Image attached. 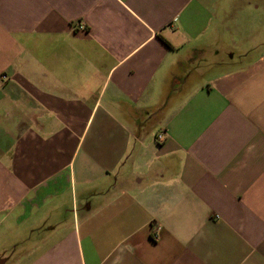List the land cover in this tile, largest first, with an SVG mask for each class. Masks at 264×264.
Here are the masks:
<instances>
[{"label":"crops","instance_id":"obj_1","mask_svg":"<svg viewBox=\"0 0 264 264\" xmlns=\"http://www.w3.org/2000/svg\"><path fill=\"white\" fill-rule=\"evenodd\" d=\"M230 2L0 0V264H264V40Z\"/></svg>","mask_w":264,"mask_h":264},{"label":"rangeland","instance_id":"obj_2","mask_svg":"<svg viewBox=\"0 0 264 264\" xmlns=\"http://www.w3.org/2000/svg\"><path fill=\"white\" fill-rule=\"evenodd\" d=\"M231 1V2H230ZM228 2L232 3H238V0H228ZM234 9V14L241 19H243L245 22H243V25L245 26L244 30L241 33V37H244L243 40L238 41L239 42V48L241 49H248L251 46L257 45L259 42H262L264 40V22H262V15L264 16L263 7L259 10L256 9L254 6H247L239 3L237 5L232 6ZM231 7V8H232ZM259 8V7H258ZM231 12L230 6H225L222 9V13ZM262 13V14H261ZM261 16L259 17V15ZM264 19V17H263ZM236 28L233 26L228 29L229 34L233 37L238 36V32H235Z\"/></svg>","mask_w":264,"mask_h":264},{"label":"built area","instance_id":"obj_3","mask_svg":"<svg viewBox=\"0 0 264 264\" xmlns=\"http://www.w3.org/2000/svg\"><path fill=\"white\" fill-rule=\"evenodd\" d=\"M74 29H85V26L83 23H78L76 24V26H74ZM157 140H161L162 139V135L161 134H157L156 137H155ZM157 235H153V238H156Z\"/></svg>","mask_w":264,"mask_h":264}]
</instances>
